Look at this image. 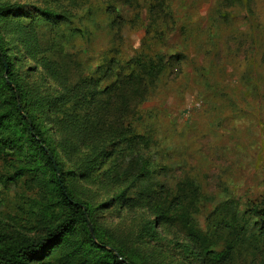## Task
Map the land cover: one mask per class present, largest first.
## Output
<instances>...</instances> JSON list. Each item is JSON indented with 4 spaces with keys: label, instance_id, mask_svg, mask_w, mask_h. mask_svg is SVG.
I'll return each mask as SVG.
<instances>
[{
    "label": "rangeland",
    "instance_id": "obj_1",
    "mask_svg": "<svg viewBox=\"0 0 264 264\" xmlns=\"http://www.w3.org/2000/svg\"><path fill=\"white\" fill-rule=\"evenodd\" d=\"M1 11L26 111L97 210L102 243L134 264H264V0H0ZM10 101L0 77L1 251L66 212ZM87 242L76 227L36 264H104Z\"/></svg>",
    "mask_w": 264,
    "mask_h": 264
},
{
    "label": "trees",
    "instance_id": "obj_2",
    "mask_svg": "<svg viewBox=\"0 0 264 264\" xmlns=\"http://www.w3.org/2000/svg\"><path fill=\"white\" fill-rule=\"evenodd\" d=\"M8 12V11H7ZM4 11L0 12L3 17ZM167 66V65H165ZM0 77L3 78L4 87L8 91L11 101L12 112L17 115L24 125V132L28 135L29 141L43 157L45 166L48 168L52 183L60 203L65 207L66 212L58 225L50 230L43 238L34 240L26 246L12 248L8 251L0 250V264H36L44 261L54 250L62 245L68 235L76 228L81 227L85 233L87 243L98 249L104 256V264H134L129 259L124 258L113 246H108L100 241L95 229V213L89 206L79 201L71 192L68 185L69 172H64V165L60 163L54 153V149L49 146L48 140L44 137L39 125L34 118L26 111L27 98L24 88L13 68L12 58L1 44L0 40ZM88 172V170H84ZM111 203V202H110ZM108 204L102 205V207ZM117 205L128 206L127 198H119L114 202ZM264 217V215H262ZM156 218L147 221L142 229L149 239L153 240L157 236ZM93 228V234L91 227ZM261 235H264V218L260 222Z\"/></svg>",
    "mask_w": 264,
    "mask_h": 264
},
{
    "label": "water",
    "instance_id": "obj_3",
    "mask_svg": "<svg viewBox=\"0 0 264 264\" xmlns=\"http://www.w3.org/2000/svg\"><path fill=\"white\" fill-rule=\"evenodd\" d=\"M90 227H91V225H90ZM91 232H92V234H93V228L91 227Z\"/></svg>",
    "mask_w": 264,
    "mask_h": 264
}]
</instances>
